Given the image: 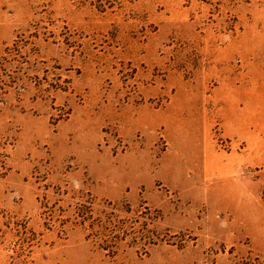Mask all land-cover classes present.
<instances>
[{
    "label": "rangeland",
    "instance_id": "374dc122",
    "mask_svg": "<svg viewBox=\"0 0 264 264\" xmlns=\"http://www.w3.org/2000/svg\"><path fill=\"white\" fill-rule=\"evenodd\" d=\"M0 264H264V0H0Z\"/></svg>",
    "mask_w": 264,
    "mask_h": 264
}]
</instances>
